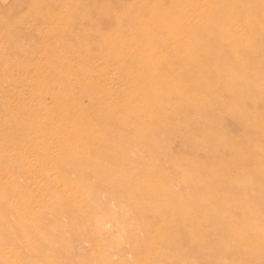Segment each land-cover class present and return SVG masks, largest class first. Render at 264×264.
<instances>
[{"label": "bare ground", "instance_id": "6f19581e", "mask_svg": "<svg viewBox=\"0 0 264 264\" xmlns=\"http://www.w3.org/2000/svg\"><path fill=\"white\" fill-rule=\"evenodd\" d=\"M78 1V8L68 6L70 0H66L63 6H66V10L74 17L68 20L70 26L78 21L88 24L82 34V41L75 38L74 34H70L69 38L60 36L62 29L58 24L65 19H51L48 16L52 4L47 3V7L45 3L37 2L34 7L45 9L41 18L49 20L51 24L47 35L58 36L62 53L81 51L83 54L80 60L91 62L87 63L91 70L82 66L77 70L84 76L93 72L98 81L103 82L98 83L97 90L81 87L80 94L86 93L90 98V104L82 106L75 98L72 99L71 88H60L67 76L62 67L70 63V58L67 60V57H64L56 64L55 60L50 58L57 51L53 44L43 43L29 50L24 43L16 45L13 42L9 49L15 57L22 52L28 55L25 61L14 65L16 70H22L24 73L30 71L36 75L42 69L38 61H33L36 53L41 52V56L47 54V57L50 55L47 61L52 77L47 82V87H37L36 91L40 96L38 106L42 109V101L50 96L56 103L44 106V111L51 114L70 110L75 112L73 117L68 116L62 120L49 113L45 121H38L39 128H43L46 132L41 130L45 133L34 132L37 126L29 128L36 136L31 133L23 134L25 130L22 133L20 126H7L9 120L0 118L4 148H13L23 142L20 139L32 143L14 154L19 168L16 169L27 173L30 178L27 184L33 180L37 186L46 185L51 198L58 200L57 198H62L64 194L63 190L54 193V185H59V182L46 174L48 172L45 167L40 165L38 168L36 164L55 163L58 169L76 172L92 168L96 177L95 183L92 184L94 188L106 187V191L115 197L117 207L123 208L128 204L136 210L134 220L127 219L117 211H107L104 217L99 219V234L104 233L107 227L106 219L115 218L119 224L121 222L131 228H135V221L139 220L143 231H159L158 242L172 253L156 254L155 261L160 260L164 264H187L173 261L174 256L183 260L189 255L183 249L184 242L178 236L181 229L185 228L184 241L197 237V234L202 237L215 235L213 242L207 247L190 244L191 251L195 252H204L211 245L222 248L224 252L214 254L212 258L215 264H264V110L259 108L264 106V49L261 48L264 46V4H258L262 0H248L243 3H240L241 0H213L211 5H204L199 0H170L169 3L167 0H133L129 6L124 5V0H112L122 6L120 14L109 6L111 0H92L91 4H88L91 0ZM85 3L86 6L83 5ZM93 12L102 14L101 18L108 22V27H114L115 36L104 34L103 25L93 19ZM193 14H196L195 17ZM133 15L136 16L134 21ZM223 18L227 19L226 23H222ZM0 27V30L6 31L5 40H10L13 32H17L16 35H20V38L22 36V30L16 26L1 23ZM244 33H247L245 37H241ZM39 35L40 30L36 32V36ZM99 35L100 42L94 43L93 38ZM22 41L25 42L24 39ZM132 46L135 51H127V47ZM234 53L238 56H232ZM163 57L166 62L161 60ZM145 58L154 59L150 61L155 66L144 61ZM110 61L118 64V68L112 69L106 65ZM8 65L0 59L2 68L9 70ZM69 66L67 70H71ZM11 70L8 73L13 77L15 73ZM201 75H205L207 80H203ZM240 75L242 77L239 78ZM111 77L119 78L125 84L117 99L109 102L112 90L108 82ZM184 80L189 81L188 86L183 85ZM100 93L102 95H99ZM141 93V102L122 99V96L129 95L137 98ZM4 94L7 95V92ZM202 95L210 96L211 99L206 101ZM225 97L230 100L225 102ZM178 109H181L180 115H176ZM221 109H226V112H221ZM117 110H123L124 113L118 116ZM231 112L238 115L234 122L244 130L245 139L239 142L229 138L222 125L224 114L228 117ZM77 122L81 124L77 125ZM190 129L193 130L194 136H183L182 132ZM250 129L255 133L248 134ZM171 130H178L183 146L190 145L203 153L207 160H216L214 165L211 167L193 164L195 162L191 161H172L168 153L169 144L174 138ZM119 144H126L128 149L120 151ZM4 148L0 149V156L5 153ZM32 152H39L44 157L33 158ZM160 152L164 153L161 155ZM87 153L91 155L86 156ZM68 154L72 157L66 161L64 157ZM221 154H227L228 159H220ZM109 155L113 159V165L99 164L101 159ZM128 155H133L134 167L115 166L120 157ZM154 161H162V164L153 165ZM21 164L25 167H21ZM142 170L167 173L162 179L151 175L146 181L140 173ZM181 171L182 175L179 173ZM195 178L197 183H193ZM135 179L139 180L138 184L133 182ZM175 183H179L181 189L175 188ZM70 185L72 186L73 182L65 186L68 188ZM92 186L84 185L88 189L93 188ZM148 186L162 191L163 195L145 202L139 196ZM4 191L5 195L0 196L2 234L19 241L22 235L25 236L24 229H11L16 221H13L15 212L3 208L5 201L10 198H6V194L11 196L16 191L12 187H6ZM199 192H211L213 197L207 202L198 198L194 204L186 201V196ZM27 211L45 220L44 211ZM150 211H176L181 215V223L155 222L150 216ZM224 211L228 215H225ZM208 219L213 220L211 226L204 225ZM155 226L158 229H155ZM40 231L57 235L60 239L67 230L65 226L58 224L56 219L50 218L41 225ZM137 231L131 236L136 249L141 242ZM85 233L88 237L91 231ZM32 234L35 235L33 238L37 237L39 230H34ZM44 240L46 244L54 247L64 244L49 237ZM121 248L120 251H123ZM33 251L35 252L34 249ZM45 258L42 264H53ZM123 264L127 262L124 261Z\"/></svg>", "mask_w": 264, "mask_h": 264}, {"label": "rangeland", "instance_id": "374dc122", "mask_svg": "<svg viewBox=\"0 0 264 264\" xmlns=\"http://www.w3.org/2000/svg\"><path fill=\"white\" fill-rule=\"evenodd\" d=\"M70 1L72 3L69 2L70 4L68 3V6H70L71 8H76V7L78 8V5H79L78 0H70ZM199 1L200 3L204 5H211L213 3V0H199ZM238 1L240 2V0ZM37 2L38 3L42 2V4L45 3V5L47 3L52 4L50 6L51 10L48 13L49 14L48 16H50L51 19H56L58 17L60 18L62 17L63 20L65 19L64 22L59 21L60 23L58 24L59 27L62 29V32L60 33V36L62 38L64 37L69 38L70 34L72 35L74 34L75 36L74 35L73 36L75 38H78V39L80 38L79 40L82 41V39H84L82 37L83 36L82 34L84 33V29L88 25L84 21H78L77 24L75 23V25L73 24L70 26L68 20L72 18L74 19V17L70 14L68 10H66V6H63L65 5L66 0H57L56 2L55 0H41V1L39 0H0V24L2 23L6 26H16L18 29L22 30L21 38H20V35L18 34L16 35L17 32L16 33L13 32L12 33L13 36L10 40H5L4 33L6 31H4L3 29H1L3 31L0 30V59L2 58V60H4L5 63L9 64L8 67L10 68L9 70H6L5 68H2L0 66V118H6L7 121L9 120L7 123V126L12 127V126L18 125L21 127L19 128V130L22 131V133L25 130L23 134L31 133L34 136H36V134L32 133L31 129L29 130V128H31V126L32 127L37 126L36 128H34V130H36L34 132L45 133L46 131L43 128H39L38 121L39 122L43 120L45 121L47 119L46 117L49 116L50 112L44 111L45 110L44 106L46 105L51 106L56 103V101H54L53 98L48 96L46 100H44V102L42 101L43 106L41 107L43 108L41 109L38 106L40 96L37 94V91H36L37 87L38 88L43 87V89L47 87L48 86L47 82H49L50 78L52 77L50 76L51 70H49V65H48V61H49L48 59L50 55L48 54V57H47V54H45L44 56L43 55L41 56L40 54L41 52L36 53L35 54L36 57L35 56L33 57V61L34 63L38 61L40 65H42L43 70L39 69L40 72L38 74L36 73V75H34L30 71L24 73L22 70H19V69L16 70V68H14V65L18 64V62L20 63L22 61H25L24 59H27L28 55L22 52L20 53L19 56L15 57L13 53H11V50L9 49V47L13 45V42L16 45H19L20 42L24 43L25 47H27L29 50H32L31 48H33L34 46H39L43 43H48V44L50 43L51 45L53 44V46L57 48V51L53 55H51L50 58L54 59L56 64L59 63L64 57H67V60L70 58L71 59L69 63L70 66L69 64H66L64 68L62 67V70L63 71L65 70L67 76L65 78V81H63L62 84L60 85V88L61 89L71 88V91L73 94L72 99L75 98L77 101L80 102L82 106H87L88 104H90V98L86 93L80 94L79 91H81V87L83 86L88 89L97 90L99 87L98 83L100 84V82L101 83L103 82V81L99 82L93 72L86 74L84 76L81 74L79 70H77L81 66L82 68H85V69L89 68V70H91V67L88 66V64L91 62L89 61L83 62L82 60H80L82 58L83 52L71 50L67 52V54H64L62 53L63 50H62L60 39L58 38V36L56 37V35H53V36L47 35L49 34L48 32H50L51 24H49L50 23L49 20H45L41 18V16L45 14V11H44L45 9L43 10V8L41 7L39 8L34 7V4ZM92 2L93 1L91 0L88 4H91ZM169 2L170 0H167V3ZM243 2H248V0H241L240 3H243ZM55 3H57V5H55ZM132 3H133V0H124V5L126 6H129ZM258 4H264V0L259 1ZM83 5L86 6L87 3ZM46 6L48 7L49 5H46ZM109 6L112 7L113 11L117 12L118 14L122 12V6L117 5L116 2L112 0L109 2ZM158 13H166V12L158 11ZM101 15L102 14L97 13V12L92 13L93 19L95 21H100V23L103 25L102 30L104 31V34L106 36H112V37L115 36L114 27L113 28L108 27V22H105L104 19L101 18ZM195 15L193 17H195ZM134 16L135 15L132 16L133 17L132 21L136 19L135 18L136 16L135 17ZM226 22H227V19L223 18L222 23H226ZM38 30L41 31V35H39V37L36 36V32H38ZM246 34L247 33L242 34L241 37H245ZM22 39H24L25 42H23ZM93 41L94 43H99L100 35L93 38ZM261 48L264 49V46H261ZM130 50H132L131 52H134L135 51L134 46L130 48L127 47V51H130ZM232 56L236 57L238 56V54L234 53L232 54ZM39 57L40 58L42 57V59H39ZM150 60L154 61V59H150ZM150 60L148 58L144 59V61H148L151 65H153V63ZM161 60L165 62L167 61L165 57H163ZM79 63H80V66H79ZM106 65H108L112 69L118 68V64L113 63L111 61L109 62V64H106ZM67 66L71 67L72 71L67 70L68 69ZM154 66L155 65H153V67ZM10 70L13 73H15L13 77L11 76V73L10 74L8 73ZM70 74L72 75L69 76ZM201 77L203 80H207L205 75H201ZM240 77L242 76L240 75L239 78ZM113 79L114 80L116 79V80L114 81ZM110 81L108 82V85L111 87L112 91H110L111 98H109L108 101L112 102L117 99L118 97L117 95L121 94L119 92L121 91L122 87H124L125 82L119 78H114V77H111ZM182 83L183 85L188 86L189 81L184 80ZM4 92H7V95H5ZM99 95H102V93H100ZM142 97L143 95L141 93L139 94L137 98L135 96L131 97L129 95L127 97L122 96V99L123 100H136L137 102H141ZM201 97L205 99L206 101H209L211 99L210 96H207V95H202ZM229 100L230 98H227V97L224 98L225 102H228ZM22 105L23 106L26 105L27 107L23 108ZM29 105L30 107H28ZM33 108H35V110ZM39 108L42 111H40ZM259 108L260 110H264V106L263 107L260 106ZM25 109H27V111ZM33 111H36V112H33ZM223 111L226 112V109L225 110L221 109V112ZM42 112H46V114L45 113L42 114ZM64 113H55V114L50 113V115H54L55 117L57 116L56 117L57 119L61 118L62 120L63 118L65 119L68 116L73 117L75 112L73 110H70ZM122 113H124L123 110L116 111V115L118 114V116H120V114ZM180 114H181V109L176 110V115H180ZM237 119H238V115H235L233 112H231L230 116L228 117H226L225 114L223 116L222 125H223V128L225 129V134L229 136V138H232L234 142L235 141L239 142L245 139L244 130L234 122V120H237ZM80 124H81L80 122H77V125H80ZM41 129H43V131L45 132H43ZM171 131H172V135L174 138L172 139L171 144H169L168 153L172 161H174L175 163H182V162L184 163L187 161L188 162L191 161V162H195L193 164H197V165L199 164V165L211 166V167L214 165L216 160H213V159L207 160L206 158L203 157L204 156L203 153L196 150L190 145L183 146L180 143L181 139L178 135V130L177 131L171 130ZM247 133L254 134L255 132L250 129L248 130ZM182 134L183 136L189 137V138H192L194 136L193 130L191 129L187 130L186 132H182ZM1 137H2V133L0 132V144H1L0 149L4 148L3 146H5L3 145L4 141L1 139ZM22 140L23 142H19V144L15 145L13 148L10 147L7 149L5 147L4 148L5 153H3L0 156V187L3 186L2 188H0L1 189L0 196L5 195L6 192L4 191V188L6 187L7 188L12 187L13 189H15L16 192L15 194L13 193V195H11L12 197L9 196V194L8 195L6 194V198L8 197L10 198H8L5 201V203L3 204V208L6 210H12L13 212H15L13 221L14 220L16 221L13 222L14 225L11 226L12 227L11 229L21 227L22 229H24L25 236L22 235L21 236L22 239L20 238L19 241L13 240L11 239V237H8L6 234H2V229L0 227V244H1L0 264H42V260L45 257L49 259L53 264H123L124 261H126L127 264H141L143 262H145V264H164L160 260H159L160 262L155 261L156 254H172V253L169 252L162 243L158 242L157 234L159 231H156V230L143 231L142 223L139 220L135 221L137 223L135 228H131V227H128V225H125L124 223L120 222L119 224V221L115 218H113L114 220L112 218L106 219L105 227L106 226L107 227L105 228L104 233L101 232V234H99L100 232L98 231V227H97V225L99 224L98 223L99 219L101 216L104 217L107 211H115V212L117 211L120 213V215L124 214L127 219L134 220L135 215H136L135 213L136 210L133 207L129 206L128 204H125L123 208L117 207V204L115 203L116 202L115 197L106 191V187L99 186V188L97 187L94 188L92 184L95 183L96 177H95V174L92 168H87L84 171L76 172L70 169L61 170L59 168L60 169L59 170L56 167L55 163H48L47 165L46 163H42L39 165L36 164L38 168L40 167V165L42 167H45L47 169L46 171L48 172L46 174L49 175L53 180H56L59 182V185L58 184L54 185L55 187L54 193H56V191L63 190L64 194L61 196L62 198H57L58 200L51 198V196L49 195L50 193H48L49 190H47L46 185H43V187L37 186L35 185L33 180L29 182V184H27L28 181H30V178H28L27 173H25L24 171L17 170L19 168L17 167L18 164H17V161L15 160L16 157L14 155L20 149H23L24 147H28L30 144H32L31 141H26V139L25 140L20 139V141ZM119 149L120 151H126V149H128V146L126 144H119ZM37 153L39 154V152ZM37 153L32 152L31 153L32 157L34 158L35 156H37L40 159L44 157L41 154L38 155ZM160 153L162 155L164 152H160ZM49 154H53V153H49ZM89 155L91 154H88V153L86 154V156H89ZM222 155L223 154L219 156L220 159H223V157H225L223 160L228 159L227 154L223 156ZM12 157L14 159H11ZM71 157L72 156L68 154L64 157V160L69 161ZM164 160H167V159H164ZM99 164H101L102 166L103 165L108 166V165H113L114 163H113V159L109 155L106 158L101 159ZM155 164L156 166L159 164H162V161H154L153 165ZM115 166L116 167H134L135 165L133 162V155L120 157ZM21 167H25V166H22L21 164ZM140 173L144 175L143 177L146 178L145 179L146 181H148L151 175L152 177L156 179H159V178L162 179V176H165L167 172L157 171V173H151L147 170H142ZM179 173L182 175V171ZM72 182H73L72 186L70 185L68 188L65 186V185L72 184ZM133 182L138 184L139 180L135 179L133 180ZM193 183H197L196 178L193 179ZM84 185L86 187L92 186L93 188L88 189L84 187ZM174 187L177 189H181L182 186L179 183H175ZM140 193L141 194L139 197L141 199L143 198L145 202H150V200L152 199L155 200L159 198V196L163 195L162 191L156 190L154 189V187L151 188L150 186L147 187L145 192L143 193L140 192ZM186 197L187 198L185 199L189 204H194L195 202H197L198 198L204 199L206 202L210 201L213 197V194L211 192H204V193L199 192L197 194H190ZM27 210L44 211L45 220L43 217L30 214V212H28ZM17 212H18V215H17ZM150 213H151L150 214L151 218L154 219L155 222L157 221V222L163 223V221H165L166 223H169V222H173L174 224L181 223V215H179L176 211H168L165 213L163 212L154 213L150 211ZM224 213L225 215H228L226 211H224ZM230 216H232V214H230ZM50 218L54 220L56 219L58 224L65 226L67 231L64 236L60 237L61 240L59 239L57 235L44 234L40 231L41 225L46 221V219H50ZM111 221L112 222L115 221L112 223L113 225L111 223H110L111 225L109 224V222ZM212 223H213V220L208 219L206 222H204V225L206 224V226H211ZM108 224L111 226V228ZM113 226H115L116 228ZM117 228L119 229L117 230ZM155 229H158L157 226H155ZM34 230H39L38 236L34 237L35 239L33 238V236L35 235L32 234ZM162 230L164 229L162 228ZM90 231H91L89 235L90 237L88 236L90 238L89 239L88 237H86L85 232L89 233ZM136 231L138 232L139 239L141 240L137 249L134 248L135 242L131 240V236ZM184 231H185V228H182L178 236L181 237L180 238L181 241L184 242L182 244L183 249L186 250L187 251L186 254H189V255L183 260L180 259L179 257L174 256L173 261L186 262L187 264H215L212 261L214 254H222V252H224L222 251V248H220L219 246L217 247V246L211 245L208 249L204 250V252L191 251L192 244L197 245V246L206 245L207 247L208 244H211V242H213V238L215 237V235L210 234L207 237H202L199 234H197V237L192 238V239L190 238L189 240L184 241L185 240L184 239L185 237L183 235ZM106 234L108 235L110 234V236H113V237H110ZM48 237L52 240L63 242L64 244L61 245V247H54L48 243L46 244L44 239H47ZM115 242L116 244L114 245ZM118 243L121 245H119ZM141 243L143 244L145 243V244L143 245ZM121 247L123 248L124 253L123 251H120ZM33 249L35 250V252L33 251ZM152 261H154V263H152ZM233 264H239V263L234 262Z\"/></svg>", "mask_w": 264, "mask_h": 264}]
</instances>
